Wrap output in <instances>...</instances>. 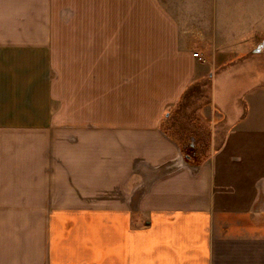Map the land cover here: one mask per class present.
I'll return each instance as SVG.
<instances>
[{
	"label": "crops",
	"instance_id": "0c3cea01",
	"mask_svg": "<svg viewBox=\"0 0 264 264\" xmlns=\"http://www.w3.org/2000/svg\"><path fill=\"white\" fill-rule=\"evenodd\" d=\"M0 264H264V0H0Z\"/></svg>",
	"mask_w": 264,
	"mask_h": 264
},
{
	"label": "trees",
	"instance_id": "16d2710c",
	"mask_svg": "<svg viewBox=\"0 0 264 264\" xmlns=\"http://www.w3.org/2000/svg\"><path fill=\"white\" fill-rule=\"evenodd\" d=\"M168 125L164 126L163 133L169 139H171L179 148L180 154L183 158V161L191 166L198 167L201 166L207 159L209 158V146L205 147L201 144H197L194 136H190L186 138L182 131H172L171 129L174 127V124L167 123ZM193 124L195 126V130L192 134H199L200 131L204 132L206 135H209V123L201 119L199 115H195ZM207 131V132H206Z\"/></svg>",
	"mask_w": 264,
	"mask_h": 264
},
{
	"label": "rangeland",
	"instance_id": "374dc122",
	"mask_svg": "<svg viewBox=\"0 0 264 264\" xmlns=\"http://www.w3.org/2000/svg\"><path fill=\"white\" fill-rule=\"evenodd\" d=\"M202 58H203V62H204L205 56H202ZM206 93H208L207 88H205L203 90V95H205ZM195 105H196V96L195 95H193V97H191V98H190V96L188 98H185L184 102H181L173 110H171L169 116H167V118H165L163 120L162 125L166 126V125H168L167 123H169V124L172 123V124H174V127L171 129L172 131H175V130L179 131L180 130L184 133L186 138H189L192 135V136H194V138L196 140L195 142L197 144H201L202 146L207 147V146H209V135H206L202 131H200L198 135L196 133L192 134L193 131L195 130L194 129L195 126L193 124L195 115L197 116V114H198L201 119H204L202 114L199 111L192 113ZM208 133H210L209 129H208Z\"/></svg>",
	"mask_w": 264,
	"mask_h": 264
},
{
	"label": "built area",
	"instance_id": "2783aa9c",
	"mask_svg": "<svg viewBox=\"0 0 264 264\" xmlns=\"http://www.w3.org/2000/svg\"><path fill=\"white\" fill-rule=\"evenodd\" d=\"M193 57L196 58L199 61H203L202 56L199 53H193Z\"/></svg>",
	"mask_w": 264,
	"mask_h": 264
}]
</instances>
